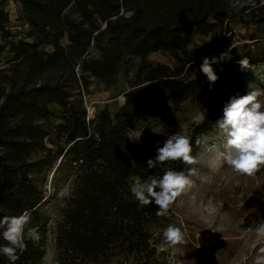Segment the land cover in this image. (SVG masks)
Masks as SVG:
<instances>
[{
	"label": "trees",
	"instance_id": "trees-1",
	"mask_svg": "<svg viewBox=\"0 0 264 264\" xmlns=\"http://www.w3.org/2000/svg\"><path fill=\"white\" fill-rule=\"evenodd\" d=\"M9 1L19 5L29 41L13 40ZM232 13L231 0H0V219L27 210L30 226L41 236L38 243L26 241L16 264H41L46 256L48 224L40 207L47 173L56 164L57 185L72 183L56 230L60 264L157 263L158 238L172 208L168 217L157 216L158 205L141 207L130 185L138 178H161L170 169L187 173L193 164L147 165L157 146L179 132L183 106L194 102L210 109L190 132L196 157L197 139L214 128L225 104L242 91L248 71L264 64V46L247 56L250 68L229 58ZM242 13L264 26L263 0ZM195 34L212 35L206 50L189 49ZM43 45L52 51L40 50ZM158 51L172 54L177 65H141L119 110L89 117L81 97L88 77L111 86L128 58L145 60ZM4 53L12 55L8 69H2ZM222 53L228 56L212 84L201 71L203 58ZM56 109L60 122L54 126ZM152 118L161 133L136 136ZM6 243L0 236V246ZM0 264H9L2 254Z\"/></svg>",
	"mask_w": 264,
	"mask_h": 264
},
{
	"label": "rangeland",
	"instance_id": "rangeland-1",
	"mask_svg": "<svg viewBox=\"0 0 264 264\" xmlns=\"http://www.w3.org/2000/svg\"><path fill=\"white\" fill-rule=\"evenodd\" d=\"M256 2L257 0H231L233 17L230 18L229 25L235 37L228 54L235 63L264 46V26L254 24L247 14L242 13L243 9L253 7ZM5 8L10 15L9 29L14 35L13 40L29 41V27L20 18L19 5L9 1ZM211 41L212 35L195 34L189 49L206 50ZM52 49L49 45L40 48L43 51ZM91 56L97 58L98 54L92 50ZM215 57L219 58L221 55ZM11 58V54H3L2 69L11 66ZM221 61L222 59L212 65L214 71L219 68ZM143 64L175 67L177 62L172 54L158 51L149 54L145 60L140 57L128 58L121 65L116 83L111 86L88 77L89 85L81 86V97L89 117L93 118L105 110L115 114L125 103L124 94L133 87L137 72ZM199 76L200 72L195 69L192 77ZM242 84L243 89L237 95H246L250 91V84L264 89V64L250 69ZM209 110L208 107L187 102L179 114V133L189 137L192 127L201 123ZM59 116L56 109V116L51 119L52 125L56 126L60 122ZM160 133L159 121L152 118L141 126L136 136L143 138ZM222 143L223 137L216 125L201 136L200 150L196 156L198 162L192 166L197 174L190 177L193 186L177 197L172 206L173 217L165 227L172 224L186 231L188 243L173 248L165 242L162 232L158 238L157 263L154 264H252L256 251L264 246V238L256 239L254 232L250 230L254 222L258 224L264 220V166L251 176L235 172L226 163L214 170V146ZM48 146L52 147L50 144ZM47 178L45 202L40 207V214L48 224V241L47 253L41 264H60L56 250V230L63 218L72 183L61 181L57 185V164L47 173ZM146 179L147 177L136 180L143 182ZM90 264L131 263L115 259L109 263Z\"/></svg>",
	"mask_w": 264,
	"mask_h": 264
},
{
	"label": "clouds",
	"instance_id": "clouds-1",
	"mask_svg": "<svg viewBox=\"0 0 264 264\" xmlns=\"http://www.w3.org/2000/svg\"><path fill=\"white\" fill-rule=\"evenodd\" d=\"M226 56L227 53H222L219 58H203L201 71L212 84L219 79L212 65ZM239 63L242 68L251 67L247 57ZM249 88L246 95L231 97L224 106L223 117L216 122L223 143L214 146V170L226 163L235 172L251 176L264 166V89L255 84H250ZM196 143L199 144L200 140L197 139ZM191 153L190 138L177 132L169 135L162 147L157 146L155 158L149 159L147 165L149 169L167 161H182L192 165L198 161ZM196 174L195 168H189L187 173L170 169L161 178L149 176L143 182L134 181L130 191L141 207L154 202L159 209L157 216L168 217L177 197L193 186L190 177ZM31 219V213L27 210L18 216H4L0 219V236L7 242L0 246V254L7 258L9 264H16L20 255L27 250L26 241L38 243L41 239L38 230L30 226ZM250 230L256 239L264 238V220L258 224L254 222ZM163 238L173 248L188 243L187 232L172 224L163 230ZM252 264H264V246L258 248Z\"/></svg>",
	"mask_w": 264,
	"mask_h": 264
},
{
	"label": "built area",
	"instance_id": "built-area-1",
	"mask_svg": "<svg viewBox=\"0 0 264 264\" xmlns=\"http://www.w3.org/2000/svg\"><path fill=\"white\" fill-rule=\"evenodd\" d=\"M264 1V0H263Z\"/></svg>",
	"mask_w": 264,
	"mask_h": 264
}]
</instances>
